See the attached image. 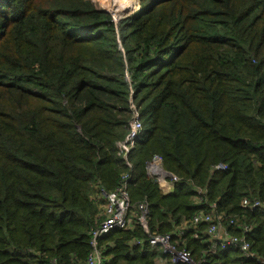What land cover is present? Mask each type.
I'll return each instance as SVG.
<instances>
[{
    "label": "trees",
    "instance_id": "obj_1",
    "mask_svg": "<svg viewBox=\"0 0 264 264\" xmlns=\"http://www.w3.org/2000/svg\"><path fill=\"white\" fill-rule=\"evenodd\" d=\"M139 2L115 24L95 0H0V264H86L95 188L127 171L116 144L131 102L143 129L129 194L150 203V231L171 233L207 187L254 226L246 240L264 257V211L252 206L264 200V0ZM153 155L179 178L170 194L145 175ZM218 163L227 170L211 175ZM183 239L198 259L202 246ZM100 246L103 264L163 257L137 225ZM205 264L258 263L230 249Z\"/></svg>",
    "mask_w": 264,
    "mask_h": 264
},
{
    "label": "built area",
    "instance_id": "obj_2",
    "mask_svg": "<svg viewBox=\"0 0 264 264\" xmlns=\"http://www.w3.org/2000/svg\"><path fill=\"white\" fill-rule=\"evenodd\" d=\"M132 118L123 140L116 144V156L125 161L127 171L120 176L117 186L111 191H105L97 186L92 200L97 206L99 215L97 224L89 232L90 252L86 264H103L104 257L100 240L112 231L127 230L137 225L146 237V244L150 250L160 251L163 257L156 260V264H205L207 257L219 251L237 250L240 257L246 260L264 264V257L251 249L246 236L252 231L253 225L239 222V217L228 214L217 201L208 199L207 187H194L192 202L198 210L189 218L182 219L171 233L156 234L149 229L150 203L146 198L132 202L129 188L133 179V164L129 157L142 133V122L138 109L131 102ZM227 165L215 164L210 174L226 171ZM146 177L157 184L164 195L173 192L179 178L163 168V161L159 155H153L145 163ZM248 204L247 201H243ZM254 208L264 211V200H255ZM237 230L238 234L232 233ZM191 240L198 241L202 246L199 258L195 259L191 250L183 244L185 234ZM135 246L144 245L142 240H134ZM43 264H58L56 259H50Z\"/></svg>",
    "mask_w": 264,
    "mask_h": 264
},
{
    "label": "rangeland",
    "instance_id": "obj_3",
    "mask_svg": "<svg viewBox=\"0 0 264 264\" xmlns=\"http://www.w3.org/2000/svg\"><path fill=\"white\" fill-rule=\"evenodd\" d=\"M95 1L99 3L104 11L111 15L115 24H117L119 21H124L126 18L132 16L140 10L139 0H109L107 3H104L102 0ZM120 48L122 49L121 45ZM131 163L133 166H136V162L134 160H132ZM98 215L99 211L97 212V217Z\"/></svg>",
    "mask_w": 264,
    "mask_h": 264
},
{
    "label": "bare ground",
    "instance_id": "obj_4",
    "mask_svg": "<svg viewBox=\"0 0 264 264\" xmlns=\"http://www.w3.org/2000/svg\"><path fill=\"white\" fill-rule=\"evenodd\" d=\"M102 1H103L104 3H105V2H106V3L109 2V0H102ZM108 5H109V4H108ZM110 5H111V4H110Z\"/></svg>",
    "mask_w": 264,
    "mask_h": 264
}]
</instances>
